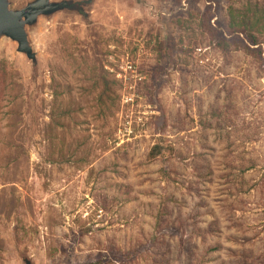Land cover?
<instances>
[{
    "label": "rangeland",
    "instance_id": "1",
    "mask_svg": "<svg viewBox=\"0 0 264 264\" xmlns=\"http://www.w3.org/2000/svg\"><path fill=\"white\" fill-rule=\"evenodd\" d=\"M87 13L0 38V264H264V0Z\"/></svg>",
    "mask_w": 264,
    "mask_h": 264
},
{
    "label": "water",
    "instance_id": "2",
    "mask_svg": "<svg viewBox=\"0 0 264 264\" xmlns=\"http://www.w3.org/2000/svg\"><path fill=\"white\" fill-rule=\"evenodd\" d=\"M94 0H64L54 3L51 0H36L22 10L11 9L10 0H0V38H8L19 44L18 51L27 56L34 68L38 62L30 44L27 27L35 26L40 16L51 17L59 12L77 13L89 20L87 10ZM25 264H31L26 260Z\"/></svg>",
    "mask_w": 264,
    "mask_h": 264
},
{
    "label": "trees",
    "instance_id": "3",
    "mask_svg": "<svg viewBox=\"0 0 264 264\" xmlns=\"http://www.w3.org/2000/svg\"><path fill=\"white\" fill-rule=\"evenodd\" d=\"M178 1H180V0H178ZM233 26L240 27V28H244V31H246L248 29L243 24H237V25L236 24H233ZM251 42L253 43V46H259V48H257L256 50H252V52L258 53L259 57L261 58L262 57V54H263V48L261 47V44L262 43L255 36H251ZM247 49H248V51H251L249 47ZM6 77H7V67H6V64L4 62H0V141H1V137H2L1 108H2V101H3V98H4V93H5L3 87H4L5 82H6Z\"/></svg>",
    "mask_w": 264,
    "mask_h": 264
}]
</instances>
